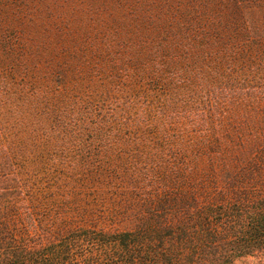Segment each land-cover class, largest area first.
I'll return each mask as SVG.
<instances>
[{
  "label": "trees",
  "instance_id": "1",
  "mask_svg": "<svg viewBox=\"0 0 264 264\" xmlns=\"http://www.w3.org/2000/svg\"><path fill=\"white\" fill-rule=\"evenodd\" d=\"M53 6L0 0V264L264 261V135H231L217 109L220 37L252 8L71 0L69 37L39 20ZM90 30L112 55L91 91Z\"/></svg>",
  "mask_w": 264,
  "mask_h": 264
},
{
  "label": "rangeland",
  "instance_id": "2",
  "mask_svg": "<svg viewBox=\"0 0 264 264\" xmlns=\"http://www.w3.org/2000/svg\"><path fill=\"white\" fill-rule=\"evenodd\" d=\"M69 1L71 0H55V6L51 7L49 9L50 11L47 10L45 15L42 14L43 16L39 17V20H45L42 24L47 26V35L54 36L50 27L57 30V36L67 35L73 37L72 33L75 35L78 34L75 24L73 23L74 20H72L71 16H67V14L64 13V7ZM239 2L241 5L251 7L252 10L244 18H238V22L232 25L233 29L237 31L234 37L229 38L227 32H224L220 37V97L217 109H219L222 122L225 123L226 131L231 135H236L238 138L241 136L242 140H244L245 134L254 137L264 135V0H239ZM79 5L82 11L85 12L87 10L86 7H88V5L86 1H83ZM70 27H72V30ZM25 30L27 31V29ZM91 31L92 30L88 31L87 34L89 40L87 39L81 47V53L91 59L88 68L94 66L96 69V73L93 74L95 78L91 79V83L88 84L90 91L94 85L93 81L99 86L102 84L105 75H101V72L102 74L108 73L109 67L105 63L110 62L112 58L111 53L108 54V51L102 47L101 42L90 40L94 32ZM230 44H232L234 48V53L231 54L232 61H229L230 56L226 51ZM39 63V70L43 69L48 80L42 75V78L47 81L44 80L41 84L36 81H31V83L33 85L35 84L40 92L45 87H47L49 91L48 87L52 79L50 73L56 71L53 68L45 71L47 67H51L53 64L49 63L47 60L44 61V63ZM75 68L80 71L85 70L83 68L81 69L78 65L75 66ZM58 80L59 83H55V86H60V88H55V90L50 91L49 94L62 96V90L66 91V89H72V84H65L66 79L58 76ZM105 84L110 92H112V86L107 82ZM132 86L136 87V81L133 82ZM228 88H232L233 93H229ZM54 92L57 93V95ZM76 92L78 94V90ZM96 92L100 93L101 90L97 89ZM1 106H3V104H0V107ZM228 119L230 121H228ZM16 142V140L13 141V143ZM252 143L256 144V141ZM38 147L40 148L38 149L40 157L43 146L38 144ZM44 147L47 148L48 145H44ZM234 264H264V261L250 257L241 259Z\"/></svg>",
  "mask_w": 264,
  "mask_h": 264
}]
</instances>
